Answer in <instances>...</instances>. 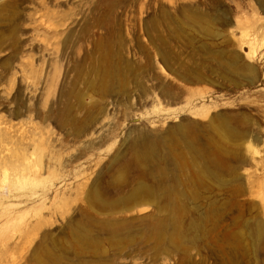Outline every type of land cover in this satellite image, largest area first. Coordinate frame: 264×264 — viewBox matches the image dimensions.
Wrapping results in <instances>:
<instances>
[{
    "label": "rangeland",
    "instance_id": "obj_1",
    "mask_svg": "<svg viewBox=\"0 0 264 264\" xmlns=\"http://www.w3.org/2000/svg\"><path fill=\"white\" fill-rule=\"evenodd\" d=\"M0 264H264V0H0Z\"/></svg>",
    "mask_w": 264,
    "mask_h": 264
},
{
    "label": "bare ground",
    "instance_id": "obj_2",
    "mask_svg": "<svg viewBox=\"0 0 264 264\" xmlns=\"http://www.w3.org/2000/svg\"><path fill=\"white\" fill-rule=\"evenodd\" d=\"M142 191V190H141Z\"/></svg>",
    "mask_w": 264,
    "mask_h": 264
}]
</instances>
